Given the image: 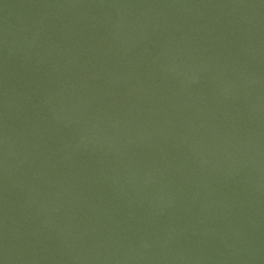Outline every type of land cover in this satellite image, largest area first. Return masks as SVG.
Masks as SVG:
<instances>
[{
  "label": "water",
  "instance_id": "water-1",
  "mask_svg": "<svg viewBox=\"0 0 264 264\" xmlns=\"http://www.w3.org/2000/svg\"><path fill=\"white\" fill-rule=\"evenodd\" d=\"M0 264H264V0H0Z\"/></svg>",
  "mask_w": 264,
  "mask_h": 264
}]
</instances>
